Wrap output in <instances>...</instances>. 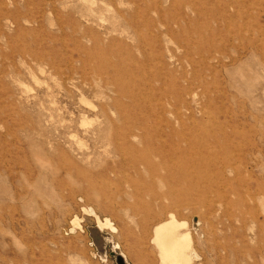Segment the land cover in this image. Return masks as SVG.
I'll list each match as a JSON object with an SVG mask.
<instances>
[{"label":"rangeland","instance_id":"1","mask_svg":"<svg viewBox=\"0 0 264 264\" xmlns=\"http://www.w3.org/2000/svg\"><path fill=\"white\" fill-rule=\"evenodd\" d=\"M0 264H264V0H0Z\"/></svg>","mask_w":264,"mask_h":264}]
</instances>
